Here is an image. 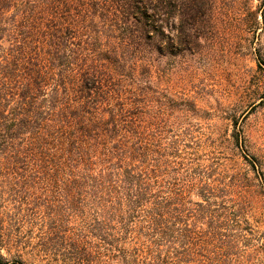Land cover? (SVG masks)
<instances>
[{"label": "trees", "instance_id": "16d2710c", "mask_svg": "<svg viewBox=\"0 0 264 264\" xmlns=\"http://www.w3.org/2000/svg\"><path fill=\"white\" fill-rule=\"evenodd\" d=\"M209 1L0 0V264L264 253L240 180L154 100L152 57L193 52Z\"/></svg>", "mask_w": 264, "mask_h": 264}, {"label": "rangeland", "instance_id": "374dc122", "mask_svg": "<svg viewBox=\"0 0 264 264\" xmlns=\"http://www.w3.org/2000/svg\"><path fill=\"white\" fill-rule=\"evenodd\" d=\"M209 5L193 52L152 57L154 103L168 106L164 119L189 130L223 174L240 180L264 235V0ZM261 252L242 264H264Z\"/></svg>", "mask_w": 264, "mask_h": 264}]
</instances>
